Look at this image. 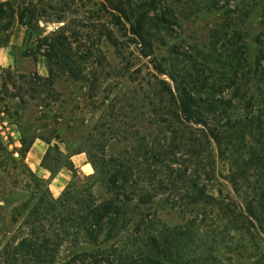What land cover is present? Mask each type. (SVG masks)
Masks as SVG:
<instances>
[{
	"label": "trees",
	"instance_id": "16d2710c",
	"mask_svg": "<svg viewBox=\"0 0 264 264\" xmlns=\"http://www.w3.org/2000/svg\"><path fill=\"white\" fill-rule=\"evenodd\" d=\"M53 2L0 1V46L6 45L14 19L33 33L35 21L41 18L47 22H63L50 30L49 34L36 37L33 44L22 49L25 56H42L45 60V75L33 72L25 79L29 97L36 101V105L48 108L49 101L62 104L64 101L60 96L63 95V89L73 92L78 84L88 89V99L96 95L94 93L98 89L100 92L109 91L108 79L116 80L121 74L110 72L112 66L103 50L105 45L111 46L115 55L125 61L128 59L126 54L129 51H125L129 40L141 46L142 56L152 55L148 28L157 26V21H150L148 13L136 0H99L96 10H91L87 16L88 23L85 21L81 25L65 20L71 2L63 0L59 8ZM104 13L109 14L108 21L106 18L102 20ZM241 20V16L237 15L236 22ZM163 22L159 20V23ZM238 22L237 26L235 23L231 38L225 42L233 45L227 56L236 62L230 79L229 95L215 97L207 94L201 97L183 87L175 86L174 90L168 82L150 73L149 78L143 80L145 86L142 89L148 100L142 106L144 124L138 142L128 150L118 151L115 156L110 154L108 159L101 160L92 156L90 148L107 140L101 130L102 121L89 124L84 137L71 134L73 142L67 141L66 147L72 152L66 156L69 158L70 154L85 147L94 172L84 176L81 182L73 173L59 196L53 197L47 179L35 175L23 162L33 139L39 137L49 143V136L27 134L22 130L21 146L14 150L17 152L16 157L13 156V150H7L0 142V150L6 159L1 171L10 175L19 165L23 170L21 173L33 178L35 185L44 186L36 203L23 216L32 224L29 227L30 236L19 241L15 257H22V261L27 264H52L55 245H61L65 247V254L58 264H164L161 260L169 258L167 249H160L155 242L135 246L126 253L116 246H107V243L119 231L117 228H128L131 220H134L133 225L136 223L134 228H156L157 219L154 215L138 214L142 206L152 207L157 201L158 205L198 213L203 203L213 198L204 191L198 175L199 168L203 166V144H206L207 149L214 143L222 154L227 144L231 143L234 150H237L238 145L248 156L247 165L261 168L259 157L255 156V150L247 143V139L256 134L254 138L261 137L257 141L264 144V118L257 120L253 115V96L250 93L252 79L257 78L264 85L263 72L258 71L254 62L257 57L249 51L250 43L258 44L259 41L243 38ZM149 61H152L155 71L166 74L160 62L153 58ZM102 83L106 85L100 88ZM146 91H149L152 98H148ZM261 98L264 100V95ZM209 113H213V118L207 117ZM219 117L224 118L220 121ZM118 130L109 128L113 136L123 133L126 137L129 134L126 130ZM55 137L61 139L57 133ZM54 147L49 146L42 159L43 166L51 173L54 167L60 166V160L65 158L56 150L58 157L52 158V166L48 162V154ZM63 161L61 166L71 168L70 160ZM244 172L243 169L239 172L236 170L228 176L234 192L243 187L237 175ZM97 187H101V190L98 191ZM247 187L253 191L257 205L250 200H243L234 215L243 220L241 213H245L264 227V182ZM159 195H164L165 199L155 200ZM172 200L173 203H169ZM48 228H55L56 232L49 234ZM52 235H55L56 243L52 241Z\"/></svg>",
	"mask_w": 264,
	"mask_h": 264
},
{
	"label": "rangeland",
	"instance_id": "374dc122",
	"mask_svg": "<svg viewBox=\"0 0 264 264\" xmlns=\"http://www.w3.org/2000/svg\"><path fill=\"white\" fill-rule=\"evenodd\" d=\"M62 1L54 0L53 4L59 8ZM66 1L71 3L65 13V20L81 25L85 21L88 23L87 16L91 10H96L99 0ZM136 1L148 13L150 21H157V26L148 28L151 33L152 55L142 56L141 46L132 40H129L125 51H129L128 54L125 53L128 56L126 61L117 57L111 46H103L112 66L110 72L121 74L116 80L108 79L109 91L100 92L98 89L94 93L96 95L88 99V89L78 84L73 92L63 89L60 98L64 103L49 101L48 108L36 105V101L29 97L25 81L26 76L33 72L45 75L46 65L43 64L41 69L38 58L23 55L22 49L33 44L36 37L49 34L50 30L63 22H47L45 18L35 21V33L27 31L28 37L21 45L9 42L11 36L14 42H19L22 36L21 31H16L11 24L8 41L4 45L11 48L9 63L0 51V142L7 150L14 151L21 146L22 130L27 134L49 136V143L39 137L34 138L23 162L35 175L47 179L53 197L60 195L73 173H76L81 182L84 176L94 172L85 147L70 154L69 158L66 156L72 152L66 147L67 141L73 142L71 134L84 137L89 124L93 121L99 124L102 121L101 130L107 140L90 148L92 156L101 160L108 159L110 154L115 156L118 151L128 150L138 142L144 124L142 106L148 100L145 99V92L143 93V80L149 78L150 73L155 78L168 82L173 89L175 86L183 87L196 96L229 95L230 79L236 62L234 58L227 56L233 45L225 42L231 38L233 29L238 25L237 15L242 19L238 23L243 38L259 41L258 44L251 42L249 51L258 58L254 62L258 71L261 70L264 75V0ZM242 13L245 15H241ZM101 18H106L107 21L110 19L108 13H104ZM159 20L164 22L159 23ZM152 58L162 64L166 74H159L152 68V61H149ZM105 85L102 83L100 88ZM250 93L253 96V115L257 120L264 118V100L261 98L264 95V85L257 78L251 80ZM146 94L148 98H152L149 91ZM212 114H207V117H212ZM219 118L222 121L224 117ZM110 127L126 130L129 134L126 137L123 133L113 136L109 131ZM56 133L61 139L55 137ZM255 135L247 139V143L255 150V156L259 157L261 168L247 165L248 156L238 145L236 148L239 152L229 143L222 154L214 143L207 149L206 144H203V166L199 168L198 175L203 182L204 191L213 198H209L208 203H203L198 213L158 205L157 201L152 207L142 206L138 214L154 215L157 219L156 228H134L136 223L133 225L134 220H131L128 228H117L119 231L107 246H116L126 253L135 246L155 242L160 249H167L169 258H162L161 262L164 264H264V227L245 213H241L243 220L234 215L243 200H250L257 205L255 195L251 189H246L249 188L247 185L264 182V144L258 143L257 140L261 137L257 139L254 138ZM49 146H55L48 154V162L52 166V158L58 157L56 150L65 155L60 160V166L54 167L52 173L42 163ZM13 156H17L16 151ZM64 159L71 161V168L61 166ZM5 161L0 150V264H27L28 262L22 261V257H15L16 246L19 241L30 236L29 227L32 224L23 216L36 203L44 186L35 185L33 178L21 173L23 170L19 165L12 174L5 175L1 171ZM242 169L245 172L237 177L243 187L234 192L228 176L231 172ZM19 176L24 179L19 180ZM97 188L98 191L101 190V187ZM159 198L165 199V196H156L155 200ZM169 203H173V200ZM225 206L229 208L226 209ZM161 225L163 227L160 228ZM165 226L175 228H164ZM48 230L49 234L56 232L55 228ZM51 238L56 243L55 235ZM60 246L55 245L52 264H58L65 254V247Z\"/></svg>",
	"mask_w": 264,
	"mask_h": 264
},
{
	"label": "crops",
	"instance_id": "0c3cea01",
	"mask_svg": "<svg viewBox=\"0 0 264 264\" xmlns=\"http://www.w3.org/2000/svg\"><path fill=\"white\" fill-rule=\"evenodd\" d=\"M0 1H1V0H0ZM12 24H13V27H15V30H16V31H18V32L21 31L22 36H21L19 42H17L18 40H16V41L14 42L13 37L11 36L10 39H9V42H10L11 44L16 43V44H18V45H21L22 43H24L26 37H28V36H27V31H29V30H28L26 27H24V26H22L21 24H19V22H18L16 19L13 20ZM11 44H10V45H11ZM0 51L3 53V56H4L5 59L7 60V63H9V62H10L9 57H11V52H10V51H11V48H10V46H9V45H7V46H5V47H4V46H2V47L0 46ZM37 58H38L37 61H38L39 65H40V68L42 69L43 64H45L44 57H42V56H38ZM45 68H46V66H45Z\"/></svg>",
	"mask_w": 264,
	"mask_h": 264
}]
</instances>
